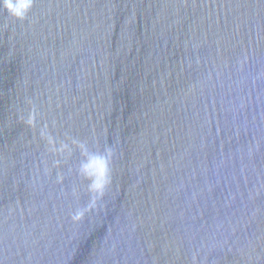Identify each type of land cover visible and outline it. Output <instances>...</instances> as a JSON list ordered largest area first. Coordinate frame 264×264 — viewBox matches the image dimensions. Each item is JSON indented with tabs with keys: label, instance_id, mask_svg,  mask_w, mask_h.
<instances>
[{
	"label": "water",
	"instance_id": "water-1",
	"mask_svg": "<svg viewBox=\"0 0 264 264\" xmlns=\"http://www.w3.org/2000/svg\"><path fill=\"white\" fill-rule=\"evenodd\" d=\"M0 264H264V0L0 6Z\"/></svg>",
	"mask_w": 264,
	"mask_h": 264
},
{
	"label": "clouds",
	"instance_id": "clouds-1",
	"mask_svg": "<svg viewBox=\"0 0 264 264\" xmlns=\"http://www.w3.org/2000/svg\"><path fill=\"white\" fill-rule=\"evenodd\" d=\"M32 0H0V6L14 19L24 20L30 11ZM108 179L103 171L98 179L92 181L89 185L90 190L103 195L104 187L107 185ZM79 213L76 217L78 218Z\"/></svg>",
	"mask_w": 264,
	"mask_h": 264
}]
</instances>
